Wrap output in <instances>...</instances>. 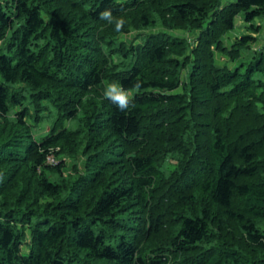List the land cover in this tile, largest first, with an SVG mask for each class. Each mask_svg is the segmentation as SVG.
<instances>
[{
	"label": "trees",
	"instance_id": "trees-1",
	"mask_svg": "<svg viewBox=\"0 0 264 264\" xmlns=\"http://www.w3.org/2000/svg\"><path fill=\"white\" fill-rule=\"evenodd\" d=\"M238 17L259 32L264 0H0V264H264V48Z\"/></svg>",
	"mask_w": 264,
	"mask_h": 264
},
{
	"label": "rangeland",
	"instance_id": "rangeland-1",
	"mask_svg": "<svg viewBox=\"0 0 264 264\" xmlns=\"http://www.w3.org/2000/svg\"><path fill=\"white\" fill-rule=\"evenodd\" d=\"M256 25L261 24V29L259 32H257L254 29H248L244 25V20H242L241 17L237 18V28L231 33V36L235 38L236 36H239L241 33L249 32L253 36L257 37L255 40H252L247 43V46L244 47V54L246 56H249L253 53V51H259L261 48H264V17H259L255 20ZM178 32H186L185 30H179ZM131 41V37L128 39ZM250 46V47H249ZM222 60H225L226 57L221 56L220 57ZM49 111L44 112L45 118L37 125L36 130H35V135L42 137L43 135H46L48 132L51 131L52 128V117L49 116ZM51 156V155H50ZM53 156L49 157L50 162L53 161Z\"/></svg>",
	"mask_w": 264,
	"mask_h": 264
},
{
	"label": "clouds",
	"instance_id": "clouds-1",
	"mask_svg": "<svg viewBox=\"0 0 264 264\" xmlns=\"http://www.w3.org/2000/svg\"><path fill=\"white\" fill-rule=\"evenodd\" d=\"M102 18L111 20V13L109 11H105L101 14ZM123 24V20L121 19L116 27L119 29ZM139 87V84L136 85ZM133 93L131 90H124L122 87L116 84H109L104 92V96L109 98L113 103L117 104V106L123 110L129 106L130 99Z\"/></svg>",
	"mask_w": 264,
	"mask_h": 264
},
{
	"label": "built area",
	"instance_id": "built-area-1",
	"mask_svg": "<svg viewBox=\"0 0 264 264\" xmlns=\"http://www.w3.org/2000/svg\"><path fill=\"white\" fill-rule=\"evenodd\" d=\"M54 160V159H53Z\"/></svg>",
	"mask_w": 264,
	"mask_h": 264
}]
</instances>
